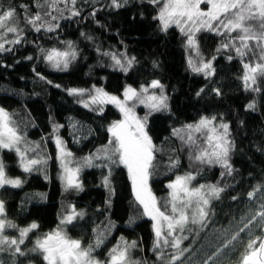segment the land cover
I'll return each instance as SVG.
<instances>
[{
	"label": "trees",
	"instance_id": "1",
	"mask_svg": "<svg viewBox=\"0 0 264 264\" xmlns=\"http://www.w3.org/2000/svg\"><path fill=\"white\" fill-rule=\"evenodd\" d=\"M21 5L28 6L29 14L37 11L35 0H0V8L16 9L21 27L25 28L21 43L5 44L12 51L0 53V107L10 114L24 136L25 142L20 147L35 148V152L29 151L27 155L31 158L38 154L46 161L32 172H24L14 151L0 150L7 175L23 181L20 187L0 188L7 219L20 228L33 222L39 225L21 248L27 252L38 237L56 229L74 206L83 217L67 225L66 231L85 244L94 242L98 232H105V243L96 251L100 259H106L108 250L123 237L128 242H137L132 255L140 264H167L168 256L176 250L163 247L165 256L158 258L160 249H154V221L136 201L127 168L119 163L109 165L110 184L105 186L103 181L109 168L81 167L85 157L108 144L111 137L107 129L120 120L118 110L111 105L103 107V112L94 106L85 108L67 91L95 87L121 97L128 86L139 90L141 85L159 80L164 85L167 108L153 112L147 123L157 148L156 167L151 170L149 184L159 205L170 199L167 185L186 172L196 175L194 186L218 184L225 189L219 199L211 202L206 226H192L191 232L182 233L187 239L181 247L190 251L176 264H203L258 209L260 201L249 200L247 193L264 184V90H245L240 79L244 71L240 59L229 61L228 52L217 53L222 39L205 32L198 37L199 48L207 60L216 57L215 74L205 78L193 73L188 65L185 37L174 26L162 31L160 22L154 19L160 6L148 0H127L120 8L112 7L111 0H77V16L71 14V4H61L63 14L54 12L58 19L49 18L50 23L59 25L53 32H36L26 27ZM68 41L73 44L76 59L67 70L54 69L39 49L62 50ZM103 52L123 53L135 57V61L124 72ZM260 84L264 89V81ZM215 88L220 95L213 91ZM201 89L204 91L198 96ZM252 102L254 110L247 107ZM204 116H216L217 123L230 126V139L234 142L231 176L221 177L224 169L218 165L195 164L189 159V149L173 134L174 129L196 124ZM54 125L61 127L54 132ZM57 137L71 153L72 165L80 167L82 190H66L61 179ZM170 158H179L178 167H169ZM6 234L19 235L15 229H7ZM255 236H264L259 222L241 232L240 239L233 242L235 246L223 249L209 264H238L245 244ZM0 261L44 264L38 253L13 256L11 251L0 252Z\"/></svg>",
	"mask_w": 264,
	"mask_h": 264
},
{
	"label": "snow or ice",
	"instance_id": "2",
	"mask_svg": "<svg viewBox=\"0 0 264 264\" xmlns=\"http://www.w3.org/2000/svg\"><path fill=\"white\" fill-rule=\"evenodd\" d=\"M148 2L160 6L154 19L160 22L161 30L167 31L172 26L179 28L186 38V47L194 51L199 58L197 60L190 56L188 59V65L193 73L203 74L205 78L215 74L213 60L216 57L205 60L200 54L197 39V33L201 31L215 32L224 37L216 50L217 53L234 52L235 56L229 54L227 59L229 61L234 58L240 59L244 70L240 79L245 90L253 92L264 90L260 84L264 81V0H148ZM76 3L77 0H35L34 6L37 11L30 14L27 12L28 6L21 5V9L25 11L24 25L30 26L36 32L41 30L53 32L59 25L50 23L49 18L58 19L53 15L54 12L63 14L64 9L60 8L61 4L65 6L71 4V14L79 15V11L75 10ZM126 3L127 0H111V6L115 8H120ZM24 31L25 28L21 27L14 7L0 8V53L12 51L11 48H6L5 44H20ZM8 34H12L13 38L9 39ZM66 44L64 50L52 47L48 50L40 48L39 51L54 69L64 71L77 55L72 42L68 41ZM102 55L109 56L114 65L124 72H127L135 61V57L129 58L123 53L103 52ZM150 89H159L160 94L150 93ZM163 89L164 85L159 80H152L148 85H141L139 90L131 86L126 87L123 99L110 95L102 88L94 87L91 91L71 88L67 91L69 95L77 97H82L87 92L88 99L80 101L85 108L90 105L110 103L123 114V119L114 121L107 129L111 137L108 144L85 157L81 167L109 168V165L119 163L127 168L136 201L142 205L144 214L155 222L154 249H160L158 258L165 256L163 247H171L176 251L168 256L167 264H176L190 249L181 247L182 241L187 239L186 236L173 234L191 232L192 226L205 227L210 214L211 201L219 199L225 189L218 184L194 186L196 175L186 172L184 175H177L167 185L171 190L170 199L163 206L159 205L157 197L148 184L151 170L156 167L157 148L147 131V116L140 118L133 109L137 102L153 111L166 109L167 97L163 94ZM203 91L204 89H201L197 95L199 96ZM213 91L220 95L218 88ZM129 101L133 102L132 106H129ZM247 107L254 110L255 102L249 103ZM99 111L103 112V108L100 107ZM59 127L61 126L54 125L53 131L55 132ZM229 129L228 123H217L216 116H204L196 124H187L183 129H174L173 134L189 149L190 160L198 165H218L224 169L221 173V177H224L233 174L230 154L234 150V142L230 139ZM22 142H25L24 136L19 133L10 114L0 107V150L14 151L20 159L23 171L32 172L46 161L38 154L30 158L27 153L35 152L36 149L27 147L22 149L20 147ZM56 144L60 152L58 158L61 159L64 169L61 179L65 182L66 190L72 188L82 190L78 178L80 167L69 168L65 158L71 156V153L66 150L64 142L59 137L56 138ZM94 161L102 162L97 164ZM178 165L179 158H170V168H176ZM110 175L109 168V173L103 181L105 186L110 184ZM22 183L19 178L13 179L7 175L6 166L0 159V188L6 185L20 187ZM258 193L260 195H257ZM247 196L249 200L260 201L258 209L245 218L242 221L243 226L224 242L223 248L208 256L203 264H209V261L223 249L234 247L233 242L240 239V233L253 224L259 222L264 232V184L256 185ZM82 217L83 213L77 212L73 206L70 212L61 218L56 229L38 237L34 246L25 252L21 245L25 244L29 233L38 229L39 225L33 222L27 227H18L7 219L5 202L0 200V252L11 251L13 256L38 253L42 256L44 264H140V261L134 259L132 255V251L137 247L136 241L128 242L121 237L120 241L108 250L107 258L102 260L96 255V251L105 243V232H98L94 242L88 244L81 239L72 238L66 231V226ZM7 229H15L19 235L9 236L6 234ZM244 248L238 264H264V236L250 238ZM0 264L3 262L0 261Z\"/></svg>",
	"mask_w": 264,
	"mask_h": 264
},
{
	"label": "rangeland",
	"instance_id": "3",
	"mask_svg": "<svg viewBox=\"0 0 264 264\" xmlns=\"http://www.w3.org/2000/svg\"><path fill=\"white\" fill-rule=\"evenodd\" d=\"M202 7H206L205 5H202ZM175 27V26H174ZM179 29V28H178ZM207 33V34H211V35H216V36H218L220 39H222V41L224 40V37H222V36H219V35H217L215 32H209V31H201V32H199V33H197V39H198V37L200 36V34L201 33ZM235 35V34H234ZM8 36L9 37H13V35L12 34H8ZM184 36V35H183ZM185 37V36H184ZM185 41H186V38H185ZM67 47V46H66ZM66 47L64 48V49H66ZM64 49H62V50H64ZM199 51H200V54H201V56L203 57V55H202V53H201V50H200V48H199ZM186 52H187V57H188V59H189V57L191 56V57H193L194 59H199L198 57H196V54H195V52L194 51H192V50H190V49H188L187 47H186ZM225 52H227V51H225ZM229 54H235L234 52H228ZM204 58V57H203ZM205 60H207L206 58H204ZM119 68V67H118ZM90 91L91 90H93V88H91V89H89ZM149 92L150 93H152V92H155L157 95H159L160 94V90L159 89H150L149 90ZM163 94L165 95V93H164V90H163ZM77 97V96H76ZM80 101L81 100H87L88 99V93L86 92L85 93V95L84 96H82V97H77ZM119 98H121V99H123V95L121 96V97H119ZM132 104H133V102L132 101H129V106H132ZM108 105H111V106H113V107H115L117 110H118V112H119V114H120V120L121 119H123V114L120 112V110L115 106V105H113V104H104V105H90V106H94V107H96V108H100V107H106V106H108ZM134 112H135V114H136V116H138V117H140V118H144L145 116H147V123H148V120H149V116L153 113V112H155V111H153V110H151L150 108H148V107H146L144 104H140V103H136L135 104V107H134ZM146 127H147V125H146ZM148 131V130H147ZM149 134V133H148ZM198 135V134H197ZM58 151H59V149H58ZM59 156H60V152H59ZM65 161L67 162V164H68V167L69 168H76V167H74L73 165H72V160H71V157L70 156H68V157H66L65 158ZM61 164H62V162H61ZM62 176L64 175V169H63V167H62ZM78 178H79V174H78ZM149 180H148V184H149ZM194 182V181H193ZM65 183V182H64ZM149 187H150V184H149ZM171 191V190H170ZM215 200V199H214ZM213 201V200H212ZM211 201V202H212ZM211 206V205H210ZM155 223V222H154ZM164 231L166 232L167 231V229L165 228L164 229ZM174 236H182V233H179V232H176V233H174L173 234ZM171 238V237H170ZM169 238V239H170ZM173 250H175V249H173Z\"/></svg>",
	"mask_w": 264,
	"mask_h": 264
}]
</instances>
